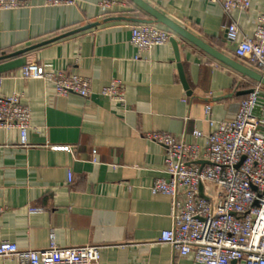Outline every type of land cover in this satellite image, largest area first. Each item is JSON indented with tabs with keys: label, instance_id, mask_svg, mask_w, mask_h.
Returning <instances> with one entry per match:
<instances>
[{
	"label": "crops",
	"instance_id": "1",
	"mask_svg": "<svg viewBox=\"0 0 264 264\" xmlns=\"http://www.w3.org/2000/svg\"><path fill=\"white\" fill-rule=\"evenodd\" d=\"M21 1L20 8L0 10V57L100 24L0 59V94L18 95L31 112L29 146L21 145L17 129L0 127V241L43 249L54 235L64 247L102 245L100 264H198L159 242L173 225L171 197L152 192L156 179L166 177L165 148L147 134L167 132L203 145L192 133L210 131L207 105L213 121L231 119L248 96L238 93L259 83L170 30L179 43L186 90L170 40L142 51L131 43L140 23L132 19H150L131 0H109L115 2L110 12L101 7L105 0L60 6ZM145 1L259 72L253 60L236 56L226 26L234 21L242 35H252L264 0L230 16L211 0ZM113 17L128 19L104 21ZM29 62L88 78L93 94L60 96L53 81L22 75ZM114 80L125 85L123 102L101 94ZM0 264L18 263L0 258Z\"/></svg>",
	"mask_w": 264,
	"mask_h": 264
},
{
	"label": "built area",
	"instance_id": "2",
	"mask_svg": "<svg viewBox=\"0 0 264 264\" xmlns=\"http://www.w3.org/2000/svg\"><path fill=\"white\" fill-rule=\"evenodd\" d=\"M47 5H69L74 0H44ZM220 3L226 15L246 10L252 0H211ZM21 0H0V10L22 6ZM115 2L105 0L104 12ZM227 39L235 44V54L254 61L264 76V14L252 35H242L236 22L226 26ZM172 32L157 23H139L132 29L131 43L140 51L167 43ZM26 78L53 81L60 96L71 93L90 97L88 78L64 71H48L37 62L22 68ZM240 102L235 116L213 121L211 106L206 113L210 131L195 129V139L203 145L179 141L167 132H153L147 137L165 148L163 172L152 192L171 197L173 225L161 233L159 242L171 245L177 257H191L198 264H264V91L262 84ZM101 94L123 102L125 85L114 80ZM0 127L15 128L20 142L29 146L31 112L18 95L0 94ZM92 161L99 162L97 149ZM72 180V173L69 174ZM37 211V208H33ZM102 245L72 247L59 245L54 235L43 249H24L13 241H0V258L18 264H100Z\"/></svg>",
	"mask_w": 264,
	"mask_h": 264
},
{
	"label": "water",
	"instance_id": "3",
	"mask_svg": "<svg viewBox=\"0 0 264 264\" xmlns=\"http://www.w3.org/2000/svg\"><path fill=\"white\" fill-rule=\"evenodd\" d=\"M131 1L135 5H137L141 10H143L147 15H149V17H150V19L144 18V19H132V20H134L136 22H140V23L161 24V25L165 26L166 28H168L169 30H171L173 33L179 35L181 38L193 43L194 45H196L197 47H199L200 49L205 51L207 54H209L214 59L224 63L225 65L233 68L234 70L242 73L243 75L251 78L252 80H254V81H256V82H258L264 86V76L262 74H260L259 72L255 71V70L241 64L237 60L225 55L224 53H222L221 51H219L218 49L213 47L211 44H209L206 41L202 40L201 38L197 37L195 34H193L191 31H189L184 26L180 25L179 23H177L173 19L166 16L164 13L159 11L157 8H155L154 6H152L151 4L146 2L145 0H131ZM115 19L119 20V19H128V18L113 17V18L105 19L104 21L115 20ZM99 24H100V22L89 24L85 27L77 29L76 31H71V32L59 35L57 37L43 41V42L38 43L36 45L27 47L25 49L19 50L17 52L11 53V54L3 56V57H0V59L13 57V56H16V55H19L22 53H26V52L33 50V49H36L40 46L46 45L48 43L59 40V39L64 38L66 36L72 35L75 32H79V31H83L86 29L96 27ZM170 42L172 43L174 51H175V57H176V61L178 63V69L180 72L182 83H183L184 87L186 88V90H189L190 89L189 83L187 82L185 71H184L183 65L181 63L178 40L176 39V37L174 35H172L170 37ZM253 91H254V89L251 88V89L240 91L238 94L248 95V94L252 93ZM233 264H235V262Z\"/></svg>",
	"mask_w": 264,
	"mask_h": 264
}]
</instances>
